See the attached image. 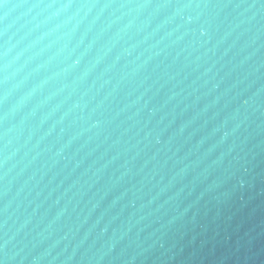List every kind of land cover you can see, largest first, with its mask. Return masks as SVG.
<instances>
[{"label": "water", "instance_id": "water-1", "mask_svg": "<svg viewBox=\"0 0 264 264\" xmlns=\"http://www.w3.org/2000/svg\"><path fill=\"white\" fill-rule=\"evenodd\" d=\"M0 264H264V0L0 5Z\"/></svg>", "mask_w": 264, "mask_h": 264}, {"label": "snow or ice", "instance_id": "snow-or-ice-1", "mask_svg": "<svg viewBox=\"0 0 264 264\" xmlns=\"http://www.w3.org/2000/svg\"><path fill=\"white\" fill-rule=\"evenodd\" d=\"M6 4V0H0V5Z\"/></svg>", "mask_w": 264, "mask_h": 264}]
</instances>
